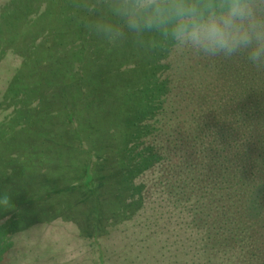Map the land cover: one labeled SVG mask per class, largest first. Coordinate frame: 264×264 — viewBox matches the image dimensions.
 I'll return each mask as SVG.
<instances>
[{
	"label": "trees",
	"instance_id": "obj_1",
	"mask_svg": "<svg viewBox=\"0 0 264 264\" xmlns=\"http://www.w3.org/2000/svg\"><path fill=\"white\" fill-rule=\"evenodd\" d=\"M115 2L0 0V261L30 264L12 246L72 195L101 264L113 241L120 264H264V62L131 31Z\"/></svg>",
	"mask_w": 264,
	"mask_h": 264
},
{
	"label": "clouds",
	"instance_id": "obj_2",
	"mask_svg": "<svg viewBox=\"0 0 264 264\" xmlns=\"http://www.w3.org/2000/svg\"><path fill=\"white\" fill-rule=\"evenodd\" d=\"M112 7L131 31H160L213 56L243 51L257 68L264 62V19L257 17L252 0H116ZM95 29L119 34L104 22ZM10 206V197L0 195V207Z\"/></svg>",
	"mask_w": 264,
	"mask_h": 264
},
{
	"label": "rangeland",
	"instance_id": "obj_3",
	"mask_svg": "<svg viewBox=\"0 0 264 264\" xmlns=\"http://www.w3.org/2000/svg\"><path fill=\"white\" fill-rule=\"evenodd\" d=\"M0 132H5V128ZM53 207L52 204L51 208L43 212L41 218L38 219L32 240L25 248L20 249L24 246V239L22 243L17 241L12 246L13 254L19 251L17 256L26 259L31 252L35 257L32 256L30 264H101L103 248L100 246L92 254H88L86 251L90 245L80 239V233L85 230L86 224L90 227L95 221L87 209L76 204V198L72 195L67 210ZM128 246H131L129 242L113 241L110 247L106 248V252L113 257L117 256L119 261V251L123 252V249ZM0 264H17V261L14 262L9 256H5Z\"/></svg>",
	"mask_w": 264,
	"mask_h": 264
}]
</instances>
